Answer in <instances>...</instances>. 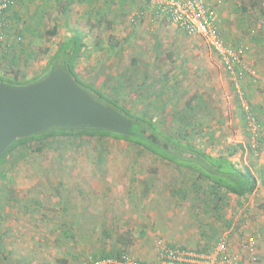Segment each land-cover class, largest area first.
Segmentation results:
<instances>
[{"label":"rangeland","instance_id":"1","mask_svg":"<svg viewBox=\"0 0 264 264\" xmlns=\"http://www.w3.org/2000/svg\"><path fill=\"white\" fill-rule=\"evenodd\" d=\"M211 1L224 40L246 43V68L264 74V0H256L260 8L250 7L252 0ZM142 4L98 0L91 6L96 14L88 4H60L40 22L34 8L21 4L7 16L9 41L0 39V83L15 74L41 76L59 44L77 31L85 49L75 68L83 81L168 134L183 133L180 142L208 155L234 150L230 160L254 175L255 190L242 197L216 191L198 173L112 136L39 138L16 147L1 166L0 264H83L123 250L158 264V239L205 253L224 241L243 264H264V86L228 75L198 36L164 21L132 24ZM54 26L57 34L48 35ZM16 33L23 43L11 49ZM242 103L262 135L249 131ZM249 235L257 236L253 262L240 247Z\"/></svg>","mask_w":264,"mask_h":264},{"label":"trees","instance_id":"2","mask_svg":"<svg viewBox=\"0 0 264 264\" xmlns=\"http://www.w3.org/2000/svg\"><path fill=\"white\" fill-rule=\"evenodd\" d=\"M250 3H251L250 7L260 8L261 3L258 1L252 0ZM241 9L243 12H247L248 10V8H241ZM9 11L5 13L6 15L4 18L6 25V32L8 25L7 16H10L8 14ZM14 18L18 19L16 15L14 16ZM42 20L43 19L41 18L40 21ZM32 31L34 33L35 30L32 29ZM6 34L9 33L7 32ZM56 34H57V26H54L52 30L48 33V35L54 36ZM81 37H82L81 34L76 31L67 40H63L61 44H59V46L57 47L56 51L53 53V55L49 58V60L45 64L41 76L35 77L31 81H29V80H24V78H21L20 76H18V74H15L12 78H6L7 81L6 84H10L14 86L30 85L35 82L43 80L52 71L61 70L69 74L71 77H73L77 85L81 87L85 92H87L96 102L102 104L103 106L111 107L119 114L126 117L131 124L129 133L126 135H120L115 132L104 129L81 128V127H76V128L53 127L50 128L49 130H45L43 132L30 135L28 137L16 139L6 148V150L0 156V175L2 174L1 171L2 163L5 162L8 155L11 152L15 151L16 147L22 146L23 144L29 143L33 140L39 138L53 137V136H64L73 139H81L86 135L99 136V137L112 136L117 139H123L139 147L141 151H146L154 156L160 157L161 159L168 161L169 163H173L177 166L190 169L194 172V174L198 173L199 177H203L207 181H209L211 188H214L216 191L223 190L235 196L242 197L249 195L255 190L256 178L254 177V175L249 170H246L245 172L240 171L238 168H236L235 164L230 160L229 156L236 153L234 150L229 151V154L227 156L208 155L204 151L190 144H184L180 142L181 140L179 141V139L182 138L185 139L184 134L182 132H179L182 133V138H176L175 136L168 134L167 132H165L164 128L160 127L152 119H149L145 114L132 113L126 107L120 105L117 101L108 98L104 93H102L93 85L83 81L79 77L75 68L76 59L81 54V51L85 49ZM12 38H14V42L13 43L9 42V46H8L11 49L15 47L14 46L15 44L23 43L21 34L16 33L12 36ZM17 38H19L20 41L19 42L16 41L15 43V40ZM15 58L16 57L14 56L13 59ZM2 59L4 60L2 64L8 61L5 55L4 57L2 56ZM4 79L5 78H3V81ZM186 106L189 108V110H193V107L189 103ZM188 123L189 122L187 121V119H184L181 125L188 127L189 125ZM102 157L103 156H101V158ZM263 209H264V205H263ZM123 245H124L123 247H125L127 246V243H124ZM181 248L184 249V247ZM123 251H120L118 253H104L99 257H92V258H99V259L115 258L120 256L122 253H125ZM199 251L207 252L204 250H199ZM243 261L244 260H242L241 262Z\"/></svg>","mask_w":264,"mask_h":264},{"label":"built area","instance_id":"3","mask_svg":"<svg viewBox=\"0 0 264 264\" xmlns=\"http://www.w3.org/2000/svg\"><path fill=\"white\" fill-rule=\"evenodd\" d=\"M18 0H0V39L8 41L6 36L5 13L14 8ZM142 9L131 17V23L139 20L164 21L176 26L188 36H198L219 57L225 72L234 79L241 80L249 76L264 86V74L256 68H246L245 56L249 49L244 42L235 45L227 43L222 37L216 6L211 0H141ZM264 23V17L259 25ZM257 27L251 29V34ZM20 41L19 38L16 39ZM246 114L247 126L254 136L262 135L263 128L250 112L248 105L242 103ZM257 236L249 235L240 241L242 253L248 256L247 262H253L256 253ZM158 264H243L242 257L229 254L224 241L216 244L211 252L195 253L186 248L168 244L163 239L156 241ZM83 264H144L127 253L115 258H89Z\"/></svg>","mask_w":264,"mask_h":264},{"label":"water","instance_id":"4","mask_svg":"<svg viewBox=\"0 0 264 264\" xmlns=\"http://www.w3.org/2000/svg\"><path fill=\"white\" fill-rule=\"evenodd\" d=\"M59 128L129 133L130 121L96 102L69 74L56 70L26 86L0 83V156L16 139Z\"/></svg>","mask_w":264,"mask_h":264},{"label":"crops","instance_id":"5","mask_svg":"<svg viewBox=\"0 0 264 264\" xmlns=\"http://www.w3.org/2000/svg\"><path fill=\"white\" fill-rule=\"evenodd\" d=\"M98 0H18L17 1V5L14 6V8H12L9 12L12 13H16V10L18 7H20L21 4L24 5H28L31 6V8H34V13L35 16L33 18H35L37 20V22H40L41 18L43 20L46 19V12L50 9V8H55V7H60V4L63 6V4L65 5H71L73 2H77L79 4H88L89 5V9L91 10V12L93 11V13L96 14V10L97 8H95V10H93L91 8V6H95ZM63 10H66V6L63 7ZM63 12V11H62ZM60 12V13H62ZM224 156V155H223ZM231 194V193H230ZM179 246V245H178ZM195 253H202L199 250H195ZM243 254V253H242ZM233 255V254H232ZM244 255V254H243ZM243 257V256H241ZM139 261V260H138ZM141 261V260H140ZM143 261V260H142ZM155 264V263H153Z\"/></svg>","mask_w":264,"mask_h":264}]
</instances>
